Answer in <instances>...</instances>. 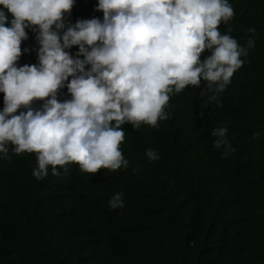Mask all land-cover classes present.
<instances>
[{"label": "trees", "instance_id": "trees-1", "mask_svg": "<svg viewBox=\"0 0 264 264\" xmlns=\"http://www.w3.org/2000/svg\"><path fill=\"white\" fill-rule=\"evenodd\" d=\"M228 2L235 15L220 33L245 47L254 41L243 66L216 101L201 80L171 95L158 128L123 125L126 169L93 175L73 163L53 176L49 166L38 181L35 153H0V264H264V0ZM97 4L75 0L67 20H102ZM26 31L19 66L38 63ZM69 99L61 89L58 100ZM220 127L227 155L213 146ZM149 148L158 160L146 157ZM116 193L123 208L109 206Z\"/></svg>", "mask_w": 264, "mask_h": 264}, {"label": "clouds", "instance_id": "clouds-1", "mask_svg": "<svg viewBox=\"0 0 264 264\" xmlns=\"http://www.w3.org/2000/svg\"><path fill=\"white\" fill-rule=\"evenodd\" d=\"M74 3L0 0V153L5 159L10 149L35 153L32 175L38 181L48 176L49 166L53 176L61 169L66 174L73 163L93 175L102 168L126 169L123 125L158 128L169 118L171 95L201 80L213 93L209 100L216 101L254 46L251 39L245 47L220 33L221 23L235 15L228 0H98L95 11L102 20L73 24L67 16ZM26 29L35 33L38 63L19 66ZM205 51L210 55L201 59ZM65 87L71 99L61 102L58 93ZM34 101L43 104L36 109ZM227 131L211 133L214 148H226L224 155L231 151ZM145 155L159 159L151 148ZM122 197L114 194L110 208H123Z\"/></svg>", "mask_w": 264, "mask_h": 264}]
</instances>
